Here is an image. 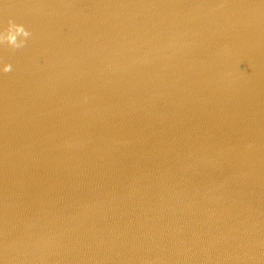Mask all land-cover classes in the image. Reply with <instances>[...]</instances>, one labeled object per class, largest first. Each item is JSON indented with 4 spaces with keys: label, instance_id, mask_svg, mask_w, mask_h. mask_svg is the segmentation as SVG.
Segmentation results:
<instances>
[{
    "label": "water",
    "instance_id": "water-1",
    "mask_svg": "<svg viewBox=\"0 0 264 264\" xmlns=\"http://www.w3.org/2000/svg\"><path fill=\"white\" fill-rule=\"evenodd\" d=\"M0 264H264V0H0Z\"/></svg>",
    "mask_w": 264,
    "mask_h": 264
}]
</instances>
